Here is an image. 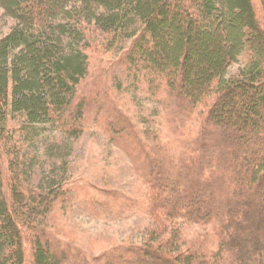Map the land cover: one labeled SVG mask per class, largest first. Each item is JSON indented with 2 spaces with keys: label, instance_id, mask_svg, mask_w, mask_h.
<instances>
[{
  "label": "trees",
  "instance_id": "16d2710c",
  "mask_svg": "<svg viewBox=\"0 0 264 264\" xmlns=\"http://www.w3.org/2000/svg\"><path fill=\"white\" fill-rule=\"evenodd\" d=\"M0 8L1 31L8 28L0 31V264H94L56 220L68 189L24 182L3 128L19 115L22 125L78 132L87 109L108 96L107 66L96 56L131 38L116 66L162 105L166 133L147 146L125 112L97 108L134 164L137 197L72 190L93 204L99 194L124 201L159 223L158 233L169 224V237L99 248L100 259L264 264L254 222L257 208L264 222V0H0Z\"/></svg>",
  "mask_w": 264,
  "mask_h": 264
},
{
  "label": "rangeland",
  "instance_id": "374dc122",
  "mask_svg": "<svg viewBox=\"0 0 264 264\" xmlns=\"http://www.w3.org/2000/svg\"><path fill=\"white\" fill-rule=\"evenodd\" d=\"M2 16L0 8V18ZM140 28L141 24L137 22L135 29ZM6 31L8 28L1 32ZM132 39L122 42L112 54L96 56L107 66L109 77L104 88L108 96L103 95L97 100V105L87 109L78 132L66 133L59 124L22 125L19 115L9 117L3 128L5 153L9 152L11 160L16 161V172L24 182L37 190L68 189L56 207L57 223L71 232L70 242L78 251L88 253L94 264H105L100 259V249L114 245H140L152 239L147 237L152 233L156 234L154 239L158 240L156 245L159 246L169 237V224L158 233L159 223L151 222L141 212L125 207L124 201H113L107 195L99 194V202L93 204L72 190L77 185L94 186L137 197L140 179L134 164L127 151L112 139L114 134L107 131L106 124L98 120L95 114L97 108H102L103 114L112 106L120 113L125 112L147 146L155 145L159 137L163 140L166 133L162 105L148 93V87L138 86L125 73V68L116 66L120 56L131 46ZM240 64L238 62L230 70V76L238 72ZM157 168L158 165L155 166ZM168 194L165 190L161 198ZM256 210L258 215L256 213L254 222L264 235V222L257 220L262 211L259 208ZM185 231L190 230L185 228ZM156 262L164 263L159 259ZM27 264H30V258Z\"/></svg>",
  "mask_w": 264,
  "mask_h": 264
}]
</instances>
